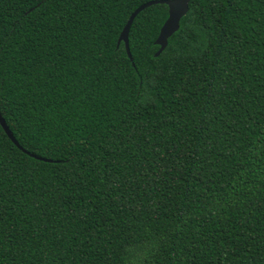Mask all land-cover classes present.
Wrapping results in <instances>:
<instances>
[{
  "label": "trees",
  "instance_id": "1",
  "mask_svg": "<svg viewBox=\"0 0 264 264\" xmlns=\"http://www.w3.org/2000/svg\"><path fill=\"white\" fill-rule=\"evenodd\" d=\"M0 0V264H264V0Z\"/></svg>",
  "mask_w": 264,
  "mask_h": 264
},
{
  "label": "water",
  "instance_id": "2",
  "mask_svg": "<svg viewBox=\"0 0 264 264\" xmlns=\"http://www.w3.org/2000/svg\"><path fill=\"white\" fill-rule=\"evenodd\" d=\"M191 1L192 0H150L148 2L143 3L137 9H135L134 12L131 14L128 22L126 23L123 31L121 32V35L119 38V43H121L122 41L125 42L127 53L129 55V57L131 59L133 58L132 53H131V49H130V43H129L130 29H131V26L134 22V19L139 14V12H141L142 10H144L147 7H150L156 3H162V4L168 5L169 16H168L167 20L165 21V23L163 24V26L160 30L159 36L156 40V44H158L160 46L159 50L156 52V56H159L168 46L169 39L180 29L181 20L188 13L189 7H190L189 4ZM0 124L2 125V127L4 128V130L6 131L8 136L12 139V141L17 146L22 148L25 152L30 153L28 150L24 149L20 145L19 141L17 140V138L13 134L12 130L10 129L8 123L6 122L5 118L3 117L2 113H1V109H0ZM30 154L32 156L38 158V159L46 160L47 162L51 160V159L47 160V158L40 157V156L35 155L33 153H30Z\"/></svg>",
  "mask_w": 264,
  "mask_h": 264
}]
</instances>
